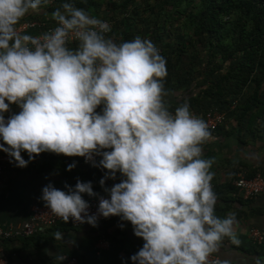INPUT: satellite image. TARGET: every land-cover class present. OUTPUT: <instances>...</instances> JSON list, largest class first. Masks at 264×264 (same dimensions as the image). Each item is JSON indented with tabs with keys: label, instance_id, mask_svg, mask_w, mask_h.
<instances>
[{
	"label": "clouds",
	"instance_id": "9594fccd",
	"mask_svg": "<svg viewBox=\"0 0 264 264\" xmlns=\"http://www.w3.org/2000/svg\"><path fill=\"white\" fill-rule=\"evenodd\" d=\"M48 2L0 0V150L21 168L54 152L106 170L100 185L108 197L78 179L67 191L49 183L42 199L64 222L95 226L101 215L131 222L144 240L132 264H212L225 237L239 240L235 213L216 214L213 160L203 155L207 122L188 101L171 110L167 61L150 38L117 42L106 35L108 21L71 0L51 13L54 29L27 31L21 22ZM13 104L20 111L6 119ZM118 174L123 179L109 188ZM85 195L99 197L96 214Z\"/></svg>",
	"mask_w": 264,
	"mask_h": 264
},
{
	"label": "crops",
	"instance_id": "0c3cea01",
	"mask_svg": "<svg viewBox=\"0 0 264 264\" xmlns=\"http://www.w3.org/2000/svg\"><path fill=\"white\" fill-rule=\"evenodd\" d=\"M29 32L34 35L37 30ZM176 97L172 93L166 99L171 103ZM19 111L18 105H10V111L5 114L6 119ZM251 114L244 126L238 123L236 117L229 118L226 125L218 133L213 132L203 145L204 158L213 160L211 170L215 175L212 186L218 197L216 214L225 217L235 213L234 230L239 243L225 237L213 252L226 264H257V261L264 264V243L254 245L249 239L251 228L264 234V196L244 200L234 186L240 173L247 176L257 172L264 174V117L258 118L255 113ZM2 154L7 153L0 150ZM22 155L29 160L27 152ZM70 163H74L71 171L68 170ZM105 171L93 164L85 167L80 159L54 152L37 155L24 168L9 162L0 178V226L14 229L23 226L30 219L35 206L46 205L42 190L49 183L67 191L65 185L74 187L78 179L92 181L94 191L100 196H107L108 193L100 185ZM121 179L122 175L118 174L116 180H108V187ZM84 198L90 200L97 197L85 195ZM57 232L63 234V239L56 238ZM101 238L110 241V248H97ZM143 244L144 240L134 234L131 222L118 216L83 228H74L70 221L61 220L55 226L39 229L29 238L3 240V253L0 256H9L14 264H60L55 260L58 254L65 256L62 264L72 257H76L79 264H125V261L132 264L131 256ZM14 254L16 256L13 257Z\"/></svg>",
	"mask_w": 264,
	"mask_h": 264
},
{
	"label": "trees",
	"instance_id": "16d2710c",
	"mask_svg": "<svg viewBox=\"0 0 264 264\" xmlns=\"http://www.w3.org/2000/svg\"><path fill=\"white\" fill-rule=\"evenodd\" d=\"M64 2L49 0L22 22L51 27L57 24L51 13ZM71 2L108 21L107 36L117 42L137 35L154 42L167 61L165 87L177 95L172 111L188 101L201 118L214 108L227 111L228 120L236 117L241 126L251 113L264 117V0Z\"/></svg>",
	"mask_w": 264,
	"mask_h": 264
},
{
	"label": "built area",
	"instance_id": "2783aa9c",
	"mask_svg": "<svg viewBox=\"0 0 264 264\" xmlns=\"http://www.w3.org/2000/svg\"><path fill=\"white\" fill-rule=\"evenodd\" d=\"M21 23L28 25L27 31L37 30V33H35L34 35H39L44 32L50 31L57 26V24H55L51 27H47L44 24H41L36 21H31V22L24 21ZM234 107L235 105L233 106V108ZM203 119L207 122L211 132H216L218 131L221 125L227 123L228 112L214 108L209 110L203 116ZM60 155L63 156V154ZM64 156L71 157L66 155ZM73 158L80 159L83 166L85 167H89L92 165V162L87 161L85 157L76 156ZM96 159L98 161L100 157H97ZM10 160L11 158L9 157L8 154L0 155V178L7 170V165L9 164ZM234 186L236 188L237 194L241 196L244 200H250L259 196H264V174L257 172L252 176H247L243 173H240L238 174L237 178L234 181ZM103 197H108V195ZM87 201L90 204V213L96 214L99 207V197ZM30 214H31L30 219L18 229L4 228L0 226V254L3 253V240H9L12 238H29L35 235L39 229L55 226L61 220H63L62 218L53 214L51 210L47 207V205L35 206ZM113 217L114 216L105 218L101 215L99 216L97 223H104L106 221L111 220ZM70 222L74 228H83L89 225V223H79L73 220H70ZM249 239L253 244L261 245L264 243V234L256 228H251L249 233ZM96 246L98 249H108L110 248L111 243L109 240L105 238H101L97 242ZM14 256L16 255L14 254L13 257ZM217 260H219V258L215 256L213 253H211L209 256V261L212 262V264H215V261ZM0 264H14V262L11 261L9 256H0ZM22 264H30V263H22ZM64 264H79V261L76 257H72L66 260Z\"/></svg>",
	"mask_w": 264,
	"mask_h": 264
}]
</instances>
